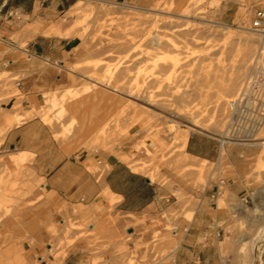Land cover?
Instances as JSON below:
<instances>
[{
    "label": "rangeland",
    "instance_id": "rangeland-1",
    "mask_svg": "<svg viewBox=\"0 0 264 264\" xmlns=\"http://www.w3.org/2000/svg\"><path fill=\"white\" fill-rule=\"evenodd\" d=\"M77 2L79 8L72 7L68 13L65 24L73 26L66 36L79 35L83 43L80 57L66 67L67 83L45 92L33 109L10 115L9 122L20 124L37 116L66 155L80 149L101 155L114 153L134 172L148 178L157 173L154 183L163 188L166 201V208L152 221V238L143 255L123 244L116 261L105 260L101 251L109 245H104L96 247L91 260L81 264L171 262L177 221L185 217L193 220L196 213L207 212V195L212 206L227 216L218 237L223 263L264 264V240L259 238L264 225V148L231 141L224 144L222 156L220 136L236 109L251 107L249 111L264 115V109L258 111L264 106V89L255 91L250 80L258 64L264 69V37L254 25L264 0ZM168 39L177 45L173 47ZM135 87L156 100L155 106L149 107L163 113L159 120L151 118V110L138 106L136 112L123 101V93ZM114 88L121 93L112 91ZM13 93L20 95L17 87ZM240 103L243 106L239 108ZM171 118L182 122L179 130L188 129L185 125H191V120L207 124L208 131L192 130L189 139L194 134L218 140L219 157L203 162L188 159L180 165L185 154L173 148L176 130L166 121ZM149 122L160 124L153 133ZM257 130L254 124L235 135L253 139ZM1 155L0 264H39L28 256L27 239L15 236L4 225L5 218L14 219L28 206L23 200L40 187L41 181H33L27 168L34 155L13 149ZM202 163L207 165L200 167ZM106 193L111 195L108 190ZM106 193L113 204L117 198ZM106 219L113 221L110 212L99 209L95 218L82 223L71 220L67 240L60 242L61 250L54 249L47 264H65L62 250L65 243L73 242L72 229L79 230L80 237H95L94 243H99L100 230L91 231L88 225ZM10 224L12 227L13 222ZM128 237L126 233L119 239L125 242Z\"/></svg>",
    "mask_w": 264,
    "mask_h": 264
},
{
    "label": "crops",
    "instance_id": "crops-1",
    "mask_svg": "<svg viewBox=\"0 0 264 264\" xmlns=\"http://www.w3.org/2000/svg\"><path fill=\"white\" fill-rule=\"evenodd\" d=\"M75 2L0 0V156L9 149L33 154L27 168L33 181H41L23 200L28 206L14 219L5 218L4 225L15 236L27 239L28 256L39 264L52 260L54 249H62L60 242L67 240L71 220L82 223L95 218L99 209L110 212L113 221L89 222V230H100L99 243H94L95 237H80L81 232L72 229L73 242L63 245L65 264L86 263L96 247L104 245H109L101 251L105 260L116 261L123 244L143 255L152 238V221L166 208L163 188L134 172L116 154L80 149L66 155L37 116L20 124L9 122L10 115L33 109L45 92L67 83L66 67L80 57L83 43L79 35L66 36L73 25L65 23ZM14 87L20 95L13 93ZM220 147L218 140L194 134L187 144L190 154L209 161L219 157ZM104 193L117 199L112 204ZM205 199L207 212L196 213L193 220L185 217L177 221L174 258L162 264H224L218 237L227 216L212 206L210 196ZM126 233L129 237L124 242L119 237Z\"/></svg>",
    "mask_w": 264,
    "mask_h": 264
},
{
    "label": "bare ground",
    "instance_id": "bare-ground-1",
    "mask_svg": "<svg viewBox=\"0 0 264 264\" xmlns=\"http://www.w3.org/2000/svg\"><path fill=\"white\" fill-rule=\"evenodd\" d=\"M78 4H79V2L74 4L73 7H78L79 6ZM116 4L118 5V3H115V5ZM121 6L126 7V6H129V5L123 4ZM256 30H258L259 32L263 33V35L261 34V36L264 37V30L259 29V28H256ZM168 43H170V45H172L173 47L177 45V43L173 39H171V40L168 39ZM74 67H75V64H74ZM74 67L72 66L71 68H74ZM261 68H262V66H260L258 64L257 65L258 71L256 72V74H253L251 79H250L251 81H253L252 82V86H253L255 91H258L260 87H261V89H264V69L262 68L263 69L262 70ZM142 89H141V87L140 88L139 87H137V88L135 87V88L130 89L129 91L123 93L125 95L123 101L128 102L127 106L130 109H133L136 112H138L137 111L138 106H143V108H145V110H151V112H149L151 118H153L155 121L159 120L163 116V113L159 112L158 110H154V108L152 109L151 107H149V105L150 106H155L154 105L155 104L154 101H156V100H154L152 98V95H149V94L146 95V96L143 95ZM112 91H114V92L117 91V92L121 93V91H119V90H117L115 88L112 89ZM147 92H149V91H147ZM251 98L253 99V98H255V96L252 95ZM136 100L137 101L138 100L142 101L143 104L138 103ZM240 106H243V104L240 103L239 104V108H240ZM253 106H255V105H253ZM250 108L251 107L247 108L246 111H245L244 107L242 109H236L234 111V114H235L234 117L232 119H230V121L227 124V129L223 130V132H221L220 136H221V146H222V150H221L222 154L221 155L222 156L225 155V153H226L225 152L226 149L224 148L225 147L224 144L226 142H231V141L237 142L239 144L249 145L251 147L253 146V147H257V148L259 147V148H262V149L264 148V115L261 112H256L255 113V110L249 111ZM263 109H264V106L260 107V109L258 111L263 110ZM245 118L248 119V120L246 121ZM236 120H238V123H237ZM166 121L169 122V123L171 122L172 123V125H171L172 128L174 127L175 130H176L175 133H174V138L176 139L177 143H174L173 148H180L182 150V152L185 154L184 157L182 159H180L178 163L180 165H182L184 163H188V159L189 160H195V161H201V162L205 161L206 159H203V158L201 159V158H199L197 156H194V155L190 154L186 150V147H187L189 136H190V133H191L192 130L208 131L210 129V127H208L207 124L205 125V124H203V122H200L198 120H191L192 121L191 125H189V124L185 125V126L188 127V129H180L179 130L178 128H182V126H183L182 122L176 121V120H174L172 118L169 119V120H166ZM249 122H251V125H249ZM156 123L149 122V128L152 131V133L154 131H156V128H158V126L160 125V124L158 125ZM254 124L258 126V130L254 134L255 138H253V139H251V138L242 139V138L239 137V135H235V134L243 133V131H248L249 128H251ZM234 125H237V126H234ZM238 131H240V132H238ZM238 140H241L242 142L241 141L238 142ZM203 165L205 166L207 164L206 163H202V166H200V167H203ZM146 168H147V166H145L141 170H144ZM156 175H157V173H155V174L150 173L148 175L149 179L151 180V182H156V180H157V176ZM197 210H198V207L193 210V214H192L191 218L193 217L194 212H196ZM259 231H262L261 235H259L260 236L259 238L261 240H264V225H263V229H260ZM174 233L175 232L173 231V234Z\"/></svg>",
    "mask_w": 264,
    "mask_h": 264
},
{
    "label": "built area",
    "instance_id": "built-area-1",
    "mask_svg": "<svg viewBox=\"0 0 264 264\" xmlns=\"http://www.w3.org/2000/svg\"><path fill=\"white\" fill-rule=\"evenodd\" d=\"M127 1H130V0H127ZM131 1H133V0H131ZM254 25L257 28L264 30V9L257 10V12H256V20L254 22ZM247 120L248 119H246V121ZM236 121L238 122V120H236ZM249 125H251V122H249ZM234 126H236V125H234Z\"/></svg>",
    "mask_w": 264,
    "mask_h": 264
}]
</instances>
